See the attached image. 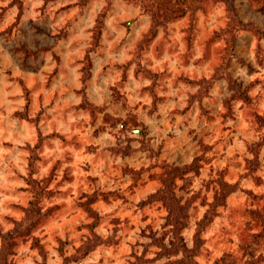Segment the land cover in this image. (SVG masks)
I'll use <instances>...</instances> for the list:
<instances>
[{
	"label": "rangeland",
	"instance_id": "374dc122",
	"mask_svg": "<svg viewBox=\"0 0 264 264\" xmlns=\"http://www.w3.org/2000/svg\"><path fill=\"white\" fill-rule=\"evenodd\" d=\"M0 264H264V0H0Z\"/></svg>",
	"mask_w": 264,
	"mask_h": 264
},
{
	"label": "trees",
	"instance_id": "16d2710c",
	"mask_svg": "<svg viewBox=\"0 0 264 264\" xmlns=\"http://www.w3.org/2000/svg\"><path fill=\"white\" fill-rule=\"evenodd\" d=\"M179 1L180 3H193V0H145V5L147 6H152L158 8L160 6H163L164 4H171L172 2H177Z\"/></svg>",
	"mask_w": 264,
	"mask_h": 264
}]
</instances>
